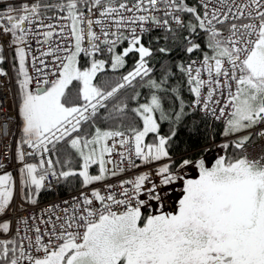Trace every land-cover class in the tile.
Masks as SVG:
<instances>
[{
  "label": "snow or ice",
  "instance_id": "obj_1",
  "mask_svg": "<svg viewBox=\"0 0 264 264\" xmlns=\"http://www.w3.org/2000/svg\"><path fill=\"white\" fill-rule=\"evenodd\" d=\"M153 29L165 32V46L143 42ZM0 30L18 61L15 156L28 203L37 204L50 178H77L87 189L154 165L81 191L63 215L53 218L50 206L39 224H29L35 215L17 218L15 234L0 238V264H264V0H36L0 12ZM30 40L47 49L33 50ZM168 41L188 56L175 67L189 102L168 86L170 67L153 78L150 61L172 52ZM131 54L130 71L98 82ZM138 87L149 89L143 102ZM167 93L176 101L169 110ZM197 111L221 123V140L212 135L176 156V126ZM162 121L172 125L167 135ZM32 156L38 162H26ZM14 197L5 171L0 214ZM11 231L12 221L0 220V237Z\"/></svg>",
  "mask_w": 264,
  "mask_h": 264
},
{
  "label": "trees",
  "instance_id": "obj_2",
  "mask_svg": "<svg viewBox=\"0 0 264 264\" xmlns=\"http://www.w3.org/2000/svg\"><path fill=\"white\" fill-rule=\"evenodd\" d=\"M2 1V0H0ZM36 2V0L32 1L31 3ZM45 2L54 3L56 0H45ZM188 2L195 3L196 0H188ZM31 4L30 2H13L9 4H0V12H4L7 10L8 6H12L13 8H16L17 10L20 9V7L23 4ZM48 15H52L51 12L47 13ZM165 35V32L160 29H154L144 36V43L147 45L149 40H152V46L153 48L165 46L166 42L163 39V36ZM186 35V33H185ZM154 37H161L159 43L155 41ZM168 46L172 48V52L169 55H164L161 53H155V55L152 57L150 61V66L153 67V78H160L163 72L164 65H167L171 68V71L173 75L168 80V86H179L181 89V95L185 99L186 102L191 101L192 97L190 93L187 91V84L185 82V78L183 75L178 71V69L175 67V64L179 61H187L188 56L186 53L182 51V46L178 42L177 44H172L171 41L167 42ZM127 43L125 42L122 47H126ZM121 48H118L117 51H120ZM199 54H193L192 57L198 56ZM106 58V57H105ZM9 59H10V65L11 70L14 78V87L15 89L18 87V76H17V69H18V61L15 59V47L10 48L9 50ZM127 59V64L124 68L113 72L110 67L106 69L104 73L98 74V82L103 80L108 81H115L119 78L121 74L126 73L127 71H130L136 61L138 59V56L136 54H131ZM81 63H86V58L81 59ZM2 64H0V67ZM138 91L142 93L141 101L144 99V94H149V89L147 87H138ZM131 90H128L130 92ZM128 94V93H125ZM164 95V107L166 110H169L176 106V101L174 96H172L171 93L163 94ZM172 125L169 121H162L161 122V132L165 134H169L170 127ZM177 134L175 137H173L172 140V150L173 154L178 156L182 153H184L185 149L194 150L196 148L203 147L207 142L208 138L212 135H215L216 141L221 140V137L219 133L222 131V125L220 123L211 121L210 119H202V115L198 112L185 117V119L176 126ZM191 146V147H190ZM37 156L29 157L28 160L31 161L35 159ZM57 168L59 170L60 165H57ZM79 179L77 178H69V180L64 181L60 180L57 184L56 191L44 188L41 190L38 196H35L37 201L45 200L48 198H51L55 196V194H65L67 192H70L81 185L78 182Z\"/></svg>",
  "mask_w": 264,
  "mask_h": 264
},
{
  "label": "built area",
  "instance_id": "obj_3",
  "mask_svg": "<svg viewBox=\"0 0 264 264\" xmlns=\"http://www.w3.org/2000/svg\"><path fill=\"white\" fill-rule=\"evenodd\" d=\"M30 44L33 50H36L37 48H40V50L47 49L46 44L43 45V47H40L35 43L34 40H30ZM10 46H11V37L9 35H5L2 32V30H0V48L3 49V55L5 56V60H4L5 65L3 69L7 73L6 76H0V165H2V167H0V172L5 170H15L16 167L21 164L16 159L15 156L16 144L21 139V126L16 114V102H15V95L13 90V80L9 66L8 54H7L8 48ZM33 54L39 56L38 51H34ZM195 58L196 57H193L192 59ZM29 70L30 72L33 73V75H35V72L31 67ZM197 112L202 115V113H200L199 111ZM24 151L27 152L30 150L27 148V146H24ZM113 159H117V157H113ZM137 163L139 164L140 162L137 161ZM153 166L145 167L144 165H141V167L138 169H129L120 176L111 178L103 183H96L87 189L82 187L62 195L56 194L53 198L37 202L36 205H32L28 203L24 198H21L17 192H15V197L10 207L6 210L5 213L0 215V220L12 221L13 231L7 234H3L2 237L15 234L14 230L17 226L16 224L17 218L35 215L37 219L35 221L30 220L29 224L30 225L33 223L39 224L40 223L39 217L50 206H53L52 208L53 218L55 215H63L61 210L64 209L65 207H69L72 203V198L79 196L81 191L89 192L91 187H97L102 189L104 183L116 184L120 179L130 178L140 171L149 170V168ZM50 180L51 183L49 185H46V187L56 190L58 181L52 178H50ZM64 201H68L69 204L66 205ZM57 205L59 207H54ZM45 218L47 217L45 216ZM20 227L21 229H23V225H21ZM43 227L44 225H41L42 229Z\"/></svg>",
  "mask_w": 264,
  "mask_h": 264
},
{
  "label": "rangeland",
  "instance_id": "obj_4",
  "mask_svg": "<svg viewBox=\"0 0 264 264\" xmlns=\"http://www.w3.org/2000/svg\"><path fill=\"white\" fill-rule=\"evenodd\" d=\"M18 93H19V87H17L15 89V94H16V103H17L18 115H19V118L21 120L22 127H23V117H22V115L19 112V95H18ZM208 159L211 160L212 157L209 156ZM38 160H39V157L38 156L35 159H33L34 162H38ZM13 177H14V180H15V186H16V181L18 180V182H19V188H20V184L22 183V181H21V178H20L19 170H18V177L15 178L14 175H13ZM19 191L21 192V189H19ZM173 199H175V197H173Z\"/></svg>",
  "mask_w": 264,
  "mask_h": 264
},
{
  "label": "crops",
  "instance_id": "obj_5",
  "mask_svg": "<svg viewBox=\"0 0 264 264\" xmlns=\"http://www.w3.org/2000/svg\"><path fill=\"white\" fill-rule=\"evenodd\" d=\"M149 95V94H148ZM146 93L144 94V97H146V96H148ZM141 102H143V101H141ZM162 134H165V133H163V132H161ZM165 135H167V134H165ZM149 139H151V137L149 138ZM30 163H35L34 161H31ZM91 171H92V173L93 174H95L96 172H97V167L96 166H93V168L91 169ZM0 174H2V173H0ZM21 182V181H20ZM78 182H79V184H80V181L78 180ZM81 185V184H80ZM18 187H19V183H18ZM26 186L23 184V183H21L20 184V188L19 189H21V192L20 193H22L23 191H25L26 189ZM11 237V236H10ZM10 237H5V238H10ZM1 238V237H0Z\"/></svg>",
  "mask_w": 264,
  "mask_h": 264
},
{
  "label": "flooded vegetation",
  "instance_id": "obj_6",
  "mask_svg": "<svg viewBox=\"0 0 264 264\" xmlns=\"http://www.w3.org/2000/svg\"><path fill=\"white\" fill-rule=\"evenodd\" d=\"M195 173H193V175H194Z\"/></svg>",
  "mask_w": 264,
  "mask_h": 264
}]
</instances>
